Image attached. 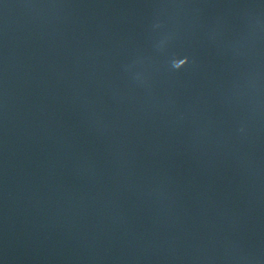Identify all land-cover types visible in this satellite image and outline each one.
<instances>
[{
	"label": "water",
	"instance_id": "obj_1",
	"mask_svg": "<svg viewBox=\"0 0 264 264\" xmlns=\"http://www.w3.org/2000/svg\"><path fill=\"white\" fill-rule=\"evenodd\" d=\"M0 264H264V0H0Z\"/></svg>",
	"mask_w": 264,
	"mask_h": 264
}]
</instances>
